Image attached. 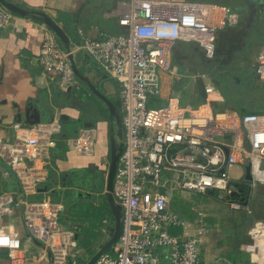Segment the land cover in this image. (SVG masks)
I'll list each match as a JSON object with an SVG mask.
<instances>
[{"label":"built area","instance_id":"1","mask_svg":"<svg viewBox=\"0 0 264 264\" xmlns=\"http://www.w3.org/2000/svg\"><path fill=\"white\" fill-rule=\"evenodd\" d=\"M122 31H100L87 35L78 29L80 47L120 85L124 146L114 179V196L122 208V227L113 252H104L95 264H209L199 249L201 235L213 228L206 214L194 221L197 233L175 232L190 223L172 202L173 192L215 194L228 199L231 208L247 209L258 185H264V111L241 114L231 108L215 109L223 101L213 84L204 87L205 100L183 105L178 96L151 106L163 94V74L180 78L173 66L174 45L196 41L208 58L216 55L217 30L228 19L240 17L235 8L204 0H119L115 10ZM15 14L0 4V30L12 23ZM235 24V23H234ZM38 62L42 71L61 90L79 88L69 59L70 51L55 33L43 25ZM254 66L264 80V46ZM18 128L10 140H0V157L18 176L24 193H36L47 179L46 163L62 130L59 117ZM82 155L96 152L94 126H84L69 139ZM44 163V164H42ZM250 165L252 178L236 182L231 168ZM49 167V166H48ZM107 176L109 163L103 162ZM245 183L248 197L237 190ZM12 202L24 205L23 218L30 238L41 240L47 255L37 260L47 264H76V233L61 221L65 205L47 196L41 200L19 199L14 193L0 196V218L10 214ZM10 264H28L22 238L12 224L0 225V253ZM36 257V256H35ZM226 264H234L226 260Z\"/></svg>","mask_w":264,"mask_h":264},{"label":"crops","instance_id":"2","mask_svg":"<svg viewBox=\"0 0 264 264\" xmlns=\"http://www.w3.org/2000/svg\"><path fill=\"white\" fill-rule=\"evenodd\" d=\"M12 1L29 10L44 11L54 18L60 12L71 14L75 28L83 29L87 35L98 34L100 31L118 34L122 31L115 15L119 0ZM211 2L226 4V2ZM241 8L240 20L238 24L234 25L239 28V41L243 38L250 45L254 41L253 39H257L260 44L259 48L256 49L257 53L254 54L252 51H250L251 53H242V62L254 66L256 57L264 46V0H245ZM43 25L46 24L40 20L16 13L12 23L0 30V140L13 139L18 133L16 124L24 127L25 124H35V122L31 123L32 121L42 122L57 117L61 119L62 114L74 118L81 116L83 106L79 102H74L75 105H66L63 102L56 105L53 101L58 86L42 71L38 62ZM71 44L76 62L82 72L112 100L115 97L120 98L119 83L94 61L87 50L80 47L81 43ZM186 45L188 44L182 41L174 45V48L177 47L179 54L181 53L186 61L182 62L178 57L179 54H175L174 50L173 66L181 74V77L163 74V94L160 97L163 101L162 104L166 103L169 97L178 96L183 105L197 106L205 100L204 87L206 84H213L218 87L214 74L211 70H207V65L196 63L197 71H193L194 63L187 60L189 56ZM77 78L78 81L81 80L79 77ZM81 81L87 85L85 81ZM77 100L80 101V99ZM94 127L97 138L96 152L91 155H82L71 148L69 143L67 150H62L57 145L54 146L51 149L50 162L42 163L45 168H49L47 179L42 184V187L46 189L36 193H25L24 198L21 197L16 174L0 157V178L2 181L0 196L10 191L18 196V200H41L50 196L53 199L58 198L57 200L65 205L64 201L66 199L69 201V196L71 200L77 202L78 198L80 199L83 195L89 194L88 196L91 197L92 192H97V195L102 196L100 203L107 201L105 195L107 176L102 167L103 162L108 161L109 163V122L106 119H99L95 121ZM93 166L94 169L92 170ZM92 177L97 181L94 182L97 187H91L89 180L93 179ZM54 194L58 195L57 198H54ZM257 200L264 201V185H258L251 195L249 204L250 207L252 205V211L242 209L244 212L235 214V222L231 226L234 230L229 235L224 234L225 240L217 238L212 233L218 224V220L215 219L217 213L211 214L208 211H200L206 214L208 222L213 226L212 229L201 235L199 244L201 256L209 264H226V260H232L234 264H264V218L257 219L256 215L259 213L253 214ZM65 208L60 221L64 226H70L76 233L78 250L82 251L96 243L100 247L109 238L114 219L111 218V214L108 215L105 212V225L94 237L90 238L91 243L89 245H80L83 233H85L84 219L75 220V216H72V207L67 210ZM10 211V214L0 218V225L12 224L22 238L23 246L26 249L23 255L29 258L28 264H40L37 256L40 254L47 255V252L41 240L29 237L23 222L24 205L12 202ZM179 213L190 225L185 229L179 226L175 231L178 233L186 231L188 234L197 233V228L194 225L197 218H192V215L187 218L188 212L186 211L187 214H184L183 211H179ZM73 222L81 226L84 232L82 233V230L78 229L79 226L77 227ZM105 235L108 237L105 238ZM71 262H76L74 257ZM0 264H10L5 251L0 253Z\"/></svg>","mask_w":264,"mask_h":264},{"label":"trees","instance_id":"3","mask_svg":"<svg viewBox=\"0 0 264 264\" xmlns=\"http://www.w3.org/2000/svg\"><path fill=\"white\" fill-rule=\"evenodd\" d=\"M207 1L221 2L220 0H207ZM55 19L58 22L62 23V26L64 27L65 31L68 33V36L70 37L71 43H75V44L81 43V36L78 32V29H76L74 26V22L72 20L71 14L60 12L55 17ZM231 27H232L231 33L239 35L240 33V32L238 33L239 28L237 26H231ZM233 43L234 42L229 41L228 43L229 47ZM250 51H252L251 44L248 45V43L245 42L244 39L242 38L238 42V47L232 52L233 58L231 59V61L230 60L226 61L221 59L222 58L221 55L224 53V51L219 50V46H218L216 56L212 60H210V62L207 64L206 66L207 70H211L213 72L218 87L224 96L223 101L215 102L213 104L215 109L234 108L241 114L264 111V88H262L261 85L257 84L259 75L256 71V68L250 63L243 64L242 62V58H243L242 53L244 52L251 53ZM79 82H80L79 88H72L64 91L58 87L55 90V95L53 97L54 103L56 105H60V103L63 102V104L71 105L73 104L74 100L81 99L83 96L84 98L92 99L94 100L95 103H97V105L99 106L97 107L99 116L95 118L92 117L91 119H89L87 117V114H83L79 118H74L62 114L60 119L62 124V130L60 134L57 136V146L62 150L68 149L69 139L76 136L78 134L79 129L81 127H84L86 122L90 120L97 121L99 119H106L109 122V133L110 134L115 133L117 130L115 118L110 117V113L107 106L103 102L99 101V99L94 95V93L90 91V88L85 83H83L81 80H79ZM113 101L122 115L120 98L115 97L113 98ZM162 103L163 101L159 98L158 99L152 98L150 101L151 106H159L162 105ZM1 183L2 181L0 178V186ZM240 185L245 186L246 184L242 182L240 183ZM247 191L248 190L246 189L243 193V195H245L246 198L248 197ZM54 196H55L54 198H57L58 195L54 194ZM237 197H239V195H231V198L233 199ZM68 198L70 199V196ZM64 202H66L67 204L68 202L67 199ZM103 204H104V208L106 209L105 211L108 213V215L111 214V218L114 219L112 211L109 208L108 202L105 200ZM173 207L176 210L180 211V209L176 207L175 204L173 205ZM259 208L260 209H258V207L256 209L255 208L253 209V214L259 213L256 215L257 219L264 218V206ZM72 210H73V216H75L74 217L75 220L76 219L83 220L80 219L76 211L74 212V207L72 208ZM90 243H91L90 241L86 242L85 239L82 238V242H80V245L87 246ZM109 252H113V249H110ZM76 262L78 263V261Z\"/></svg>","mask_w":264,"mask_h":264},{"label":"rangeland","instance_id":"4","mask_svg":"<svg viewBox=\"0 0 264 264\" xmlns=\"http://www.w3.org/2000/svg\"><path fill=\"white\" fill-rule=\"evenodd\" d=\"M220 1L226 2V4H223V5L230 7V8H235L238 10V12L241 13V9H242L241 7H242V4H244L245 0H220ZM239 20H240V17L237 18V20L228 19L226 24L217 30L216 47H217V50L219 46V50L224 51V53L221 55L222 56L221 59L223 60L231 61V59L233 58L232 52L238 47V43L237 44L233 43L230 46L231 47L230 48L228 43L231 40L233 42L239 41L238 35L231 33L232 31L231 26L238 24ZM253 40L254 41L251 43V47H252V53L255 54L257 53L256 49L259 48L260 44L258 43L259 40L257 39H253ZM185 43L188 44L186 45V48H188L187 50H188V56H189V59L187 60L190 63H194V67L192 68L194 72L197 71L196 63L203 64L205 66L210 62V60H212L206 57L203 48L198 42L186 41ZM174 50H175V54H179L177 47L173 49V54H174ZM178 57L182 62L186 61L183 58V55L181 53L179 54ZM258 81L259 83L257 84L261 85V87L264 88V80H262L259 77ZM108 90L109 88L107 89V91ZM193 93H194V90H193ZM74 102H77V103L79 102L80 105L83 106L81 115L87 114V117L89 119H91L92 117L95 118L99 116V112L97 111V107L99 106L97 105V103L94 102V100L89 99V98H84L82 96L80 101L74 100L73 105L76 104V103L74 104ZM91 169L93 170L94 166ZM230 173H231L232 178H234L236 182H240L243 179L246 180L245 179V167L243 165H237L231 168ZM103 180L105 181L104 178ZM88 195H83V197H81L80 199L78 198L77 202L71 199H69L67 204L65 202V207H66L65 210L69 209L70 207L72 208L74 207V212L76 211L80 219H84L83 222H85V225H84L85 233H83L84 231L82 230L81 226H79L78 224H75V222L73 223L77 227L79 226L78 229L80 231L82 230L81 232L83 233V239H85L86 242L89 241L91 237H94L99 232L101 227L105 225L106 223L105 222V218H106L105 210L106 209L104 208V204L100 203L102 196L97 195V192H92L91 197ZM172 202L175 204L176 207L180 209L181 212L183 211L184 214H185V211L188 212L187 218L191 217V215H192V218H198L200 211H208L211 214L217 213V218L215 219L218 220L217 221L218 224L212 233L215 234L217 238L219 239L223 238L224 240L226 239V236L223 237L224 234L229 235L234 230V228L231 226H232V223L235 222V214L237 212L239 213L244 212L242 209L231 208L228 199H224L222 195L218 196L217 194H209V193L203 194V193H196V192H190V191L178 192L177 190H175L173 192ZM262 206H264V201L257 200L256 208L258 207V209H260L259 207H262ZM107 237L108 236L105 235V238ZM98 247L99 246L96 243L95 245L91 244L89 248L84 249L82 251L78 250L74 256L75 261H78L77 264H86L89 257L98 249Z\"/></svg>","mask_w":264,"mask_h":264},{"label":"water","instance_id":"5","mask_svg":"<svg viewBox=\"0 0 264 264\" xmlns=\"http://www.w3.org/2000/svg\"><path fill=\"white\" fill-rule=\"evenodd\" d=\"M0 4L9 9L10 11L23 15V16H30L34 19L40 20L44 22L57 36V38L60 40V44L62 47L70 51L69 53V59L71 61V64L73 66L74 72L77 77H79L81 80L85 81L87 85L89 86L92 93L95 94V96L100 100V102H103L110 113L111 118H115V123L117 125V130L115 133L110 134V152H109V168H108V174L106 178V185H105V195L106 199L109 205V208L112 211V214L114 216V225L111 228L110 236L109 238L98 247V249L89 257L86 264H95L97 258L104 252L109 251L113 245L116 243L122 227V208L117 203L115 196H114V179L115 174L117 170V164L119 156L123 150L124 146V131H123V123H122V115L114 103V101L105 93L103 92L99 87L94 84L91 79L86 76L84 72L80 69L76 62L75 53L71 49V40L68 36V33L65 31L62 24H60L54 17L49 15L48 13L41 11V10H29L27 8H24L17 4L16 2L12 0H0ZM64 45V46H63ZM38 122V121H32ZM26 127H30L32 124H25ZM24 125V126H25ZM95 121H88L86 122L85 126H94ZM10 170L11 167L8 166ZM15 173V172H14ZM17 181L19 182V191L21 193V197L24 198L25 193L22 189L21 182L17 175H15ZM252 178L251 172H250V165L246 166V175L245 179L250 180ZM238 189L234 190L232 192V195H240L241 192L244 191V187L240 185V183H236ZM46 188L42 187L40 191H44ZM209 194H215L213 189H210L208 191ZM23 222L24 218H23ZM68 229H71L70 226H66ZM36 239V238H35Z\"/></svg>","mask_w":264,"mask_h":264},{"label":"flooded vegetation","instance_id":"6","mask_svg":"<svg viewBox=\"0 0 264 264\" xmlns=\"http://www.w3.org/2000/svg\"><path fill=\"white\" fill-rule=\"evenodd\" d=\"M90 121H92V120H90ZM92 178H93V177H92ZM94 179H95V178L89 180V183H90L91 187H92V186L95 187V186L97 185V184L95 185L94 182H95L96 180H94ZM96 182H97V181H96ZM96 187H97V186H96Z\"/></svg>","mask_w":264,"mask_h":264}]
</instances>
